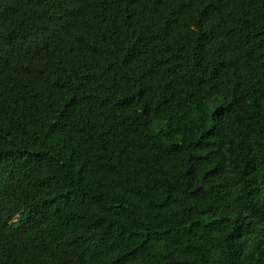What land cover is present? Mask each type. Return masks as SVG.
Instances as JSON below:
<instances>
[{
	"label": "trees",
	"instance_id": "1",
	"mask_svg": "<svg viewBox=\"0 0 264 264\" xmlns=\"http://www.w3.org/2000/svg\"><path fill=\"white\" fill-rule=\"evenodd\" d=\"M0 264H264V0H0Z\"/></svg>",
	"mask_w": 264,
	"mask_h": 264
}]
</instances>
